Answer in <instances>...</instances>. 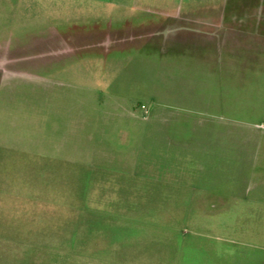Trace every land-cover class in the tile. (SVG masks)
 Wrapping results in <instances>:
<instances>
[{
  "label": "rangeland",
  "instance_id": "1",
  "mask_svg": "<svg viewBox=\"0 0 264 264\" xmlns=\"http://www.w3.org/2000/svg\"><path fill=\"white\" fill-rule=\"evenodd\" d=\"M257 5L258 0H143L125 6L20 0L16 10L0 11V264H229L224 253L233 246L171 228L152 227L145 243L120 247L110 241V219L104 238L80 225L76 209L65 213L63 204L34 203L33 195L56 194L60 189L53 185L62 178L74 198L91 189V174L103 167L95 164L96 140L86 144L79 122L104 118L106 130L129 127L131 148H122V161L128 165L132 145L139 144L137 161L145 165V152L155 154L147 132L160 133L161 122L192 116L194 107L219 106L226 85L234 105L249 98L250 87L264 83V26H257L264 11ZM69 115L74 129L68 145L84 163L57 170L53 136ZM241 126L234 120V136ZM126 137L122 131L117 138L122 143ZM111 151L109 143L106 153ZM111 174L106 170L97 179L107 181ZM136 189L139 194L144 188ZM156 215L152 220L160 223ZM228 218L201 219V226H245L243 219ZM191 243L199 251L191 252ZM216 247L225 251L222 256Z\"/></svg>",
  "mask_w": 264,
  "mask_h": 264
},
{
  "label": "crops",
  "instance_id": "2",
  "mask_svg": "<svg viewBox=\"0 0 264 264\" xmlns=\"http://www.w3.org/2000/svg\"><path fill=\"white\" fill-rule=\"evenodd\" d=\"M19 1L0 0V11L16 10ZM89 1L125 6L142 3L143 0ZM257 10L264 11V0H258ZM257 26H264V21L258 20ZM249 90L254 91L252 95L234 105L231 88L226 85L219 106L194 107L189 110L192 116L185 118L178 114L172 120L174 124L170 125L161 122L160 133L148 131L150 150L154 149L155 154H152L153 151L145 152V165L137 161L139 144L132 145L134 152L129 155L128 165L122 161L125 158L122 148H131L129 127L112 125L106 130L104 118L79 122L77 127L84 132L81 137L86 144L96 140L93 145L97 156L95 164L103 167L99 173L112 171V177L106 181L97 179L99 173L95 176L91 174V191L78 199L72 197V191H66V178L58 179L59 182L53 186L60 190L49 198L34 190V203L63 204L65 213L76 209L80 214V225L85 226L87 232L90 228L96 233L100 231L104 238L105 228L109 227L105 220L110 219V241L120 247L131 248L139 240L144 242L149 229L156 226L161 230L171 228L172 233L183 235L189 232L204 236L209 241H222L233 246L231 253H224L229 264H264V83L252 85ZM186 110L184 107L177 108L182 113ZM66 118L65 127L53 136L56 150L52 155L58 164L57 170H63L68 163H84L83 157L74 159L73 149L68 145L73 144L74 123L71 115ZM234 120L242 122V130L237 136H234ZM145 127L147 129V124ZM122 131L127 132V140L121 143L117 137ZM153 137H159L160 143L153 144ZM109 143L112 145L110 155L106 153ZM80 152L79 155L83 156V151ZM157 156L161 162L155 160ZM105 158L108 163H105ZM115 171L120 174L117 176ZM137 186L144 188L139 194L134 193ZM106 188H111L110 193H106ZM158 203L160 206L156 205ZM222 212L229 214L224 216ZM154 214L160 215V223L152 220ZM226 216L245 220V226L236 231L228 228L231 225L227 223L223 227L201 226V219H209L213 223L211 221L228 218ZM74 234L76 231L72 229L69 233L70 245ZM183 246L184 243L180 248L183 249ZM188 249L196 253L200 248L191 243ZM216 250V256L225 252L217 247ZM181 256L180 259L185 260ZM179 264L194 263L180 261Z\"/></svg>",
  "mask_w": 264,
  "mask_h": 264
}]
</instances>
